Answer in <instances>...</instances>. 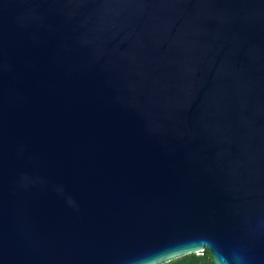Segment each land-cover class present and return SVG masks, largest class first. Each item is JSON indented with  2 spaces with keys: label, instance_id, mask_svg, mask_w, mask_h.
Masks as SVG:
<instances>
[{
  "label": "water",
  "instance_id": "obj_1",
  "mask_svg": "<svg viewBox=\"0 0 264 264\" xmlns=\"http://www.w3.org/2000/svg\"><path fill=\"white\" fill-rule=\"evenodd\" d=\"M264 264V0H0V264Z\"/></svg>",
  "mask_w": 264,
  "mask_h": 264
},
{
  "label": "clouds",
  "instance_id": "obj_2",
  "mask_svg": "<svg viewBox=\"0 0 264 264\" xmlns=\"http://www.w3.org/2000/svg\"><path fill=\"white\" fill-rule=\"evenodd\" d=\"M193 252H202L208 264H243L244 261L242 255L226 252L219 245L213 246V242L207 240L202 241L200 246L193 249Z\"/></svg>",
  "mask_w": 264,
  "mask_h": 264
},
{
  "label": "trees",
  "instance_id": "obj_3",
  "mask_svg": "<svg viewBox=\"0 0 264 264\" xmlns=\"http://www.w3.org/2000/svg\"><path fill=\"white\" fill-rule=\"evenodd\" d=\"M202 253V252H201ZM164 264H208L207 258L201 255L188 254L171 260Z\"/></svg>",
  "mask_w": 264,
  "mask_h": 264
},
{
  "label": "built area",
  "instance_id": "obj_4",
  "mask_svg": "<svg viewBox=\"0 0 264 264\" xmlns=\"http://www.w3.org/2000/svg\"><path fill=\"white\" fill-rule=\"evenodd\" d=\"M201 254H202L201 252H199V253H195V255H197V256H198V255H201Z\"/></svg>",
  "mask_w": 264,
  "mask_h": 264
}]
</instances>
